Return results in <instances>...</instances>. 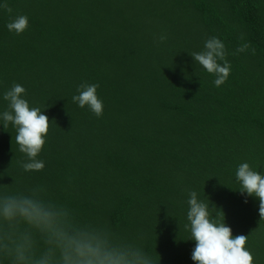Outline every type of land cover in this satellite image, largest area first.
<instances>
[{"label": "trees", "instance_id": "1", "mask_svg": "<svg viewBox=\"0 0 264 264\" xmlns=\"http://www.w3.org/2000/svg\"><path fill=\"white\" fill-rule=\"evenodd\" d=\"M5 2L0 112L18 83L50 122L37 157L45 167L25 171L16 129L0 121V195L39 189L157 264H195L185 227L195 191L212 219L222 221V209L233 235H247L253 264H264L259 200L236 179L244 162L264 175V0ZM18 15L28 17L20 34L6 26ZM212 36L231 65L220 87L190 56ZM84 82L99 85L101 117L72 101ZM0 264H9L2 254Z\"/></svg>", "mask_w": 264, "mask_h": 264}, {"label": "clouds", "instance_id": "2", "mask_svg": "<svg viewBox=\"0 0 264 264\" xmlns=\"http://www.w3.org/2000/svg\"><path fill=\"white\" fill-rule=\"evenodd\" d=\"M0 7L12 12L6 2ZM6 26L9 31L23 33L28 27V17L18 15ZM166 39L164 35L159 37L160 42ZM249 47L244 43L236 53ZM190 56L195 64L215 76L216 87L228 79L231 65L225 59V45L219 38L209 37L203 50ZM218 61H224L223 65ZM98 87L95 83H81L72 101L101 117L103 101L97 95ZM24 94L25 88L18 83L4 92L7 107L0 112V121L4 130L10 123L16 129L15 142L27 157L22 168L41 171L45 165L37 157L45 145L50 120L39 107H30ZM236 179L241 194L258 198L259 216L264 220V175L244 162L236 170ZM187 203L189 224L185 227L190 230V240L195 241L191 253L195 264H253L254 257L246 248L247 235H233L222 209L219 210L223 220L212 219L209 205L199 200L195 191L189 192ZM0 254L9 264H157L138 244L117 242L109 229L102 231L92 224L78 222L67 208L45 199L39 189L29 194L0 195Z\"/></svg>", "mask_w": 264, "mask_h": 264}]
</instances>
